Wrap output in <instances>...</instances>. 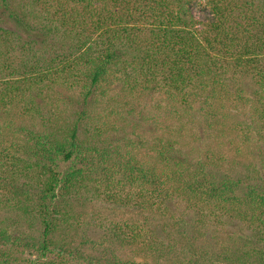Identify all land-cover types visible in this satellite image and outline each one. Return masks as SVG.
I'll return each mask as SVG.
<instances>
[{
  "label": "trees",
  "instance_id": "trees-1",
  "mask_svg": "<svg viewBox=\"0 0 264 264\" xmlns=\"http://www.w3.org/2000/svg\"><path fill=\"white\" fill-rule=\"evenodd\" d=\"M199 5L0 0V198L35 231L0 264H264V0ZM91 195L124 217L96 238Z\"/></svg>",
  "mask_w": 264,
  "mask_h": 264
},
{
  "label": "rangeland",
  "instance_id": "rangeland-1",
  "mask_svg": "<svg viewBox=\"0 0 264 264\" xmlns=\"http://www.w3.org/2000/svg\"><path fill=\"white\" fill-rule=\"evenodd\" d=\"M200 2V5L196 7L195 14L197 16H201L203 12L205 11L204 1L205 0H197ZM243 158L245 161H252L254 165L257 164V159L254 156H247L243 154ZM241 170H245L241 167H239ZM90 202L88 204L82 207H78L76 209V213L73 214V221L76 227V231H71L75 235H81L85 236V232L88 234L87 236L92 235V237L96 238L100 236L104 231L103 229L106 228L111 221H118L122 220L124 217L120 216L119 214H115L114 212H106L104 209L100 208V201H97L94 197H90ZM98 211V214L95 212V210ZM12 218H14L13 214L11 213V210L8 209L7 203H5L0 198V226H3L6 224L5 222H9ZM12 227L15 228L18 232L26 231L27 233L35 232L34 230L30 229L27 222H24L19 219H12ZM4 223V224H3ZM6 226V225H4ZM110 226V225H109ZM12 228V229H13ZM14 229V231H15ZM91 237V236H90ZM99 244H94L91 247H93V252H98V248L102 249ZM26 257L29 256L28 254L25 255ZM188 260L184 259H178V264L183 263L186 264ZM192 264V263H188Z\"/></svg>",
  "mask_w": 264,
  "mask_h": 264
}]
</instances>
